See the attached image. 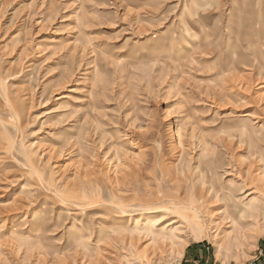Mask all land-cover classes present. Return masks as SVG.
<instances>
[{
  "label": "rangeland",
  "instance_id": "obj_1",
  "mask_svg": "<svg viewBox=\"0 0 264 264\" xmlns=\"http://www.w3.org/2000/svg\"><path fill=\"white\" fill-rule=\"evenodd\" d=\"M230 181L264 203V0H0V264H261Z\"/></svg>",
  "mask_w": 264,
  "mask_h": 264
},
{
  "label": "bare ground",
  "instance_id": "obj_2",
  "mask_svg": "<svg viewBox=\"0 0 264 264\" xmlns=\"http://www.w3.org/2000/svg\"><path fill=\"white\" fill-rule=\"evenodd\" d=\"M242 117L240 118V122H245V123H249L251 120V115H248V113H244L243 115H241ZM229 171H223V174ZM228 174V173H227ZM218 177L220 174H217ZM224 187V191L222 193V189H220V191H218L212 184L208 187V189L210 190V192H214V198H219L221 200H226V204H225V208L227 209V211H223L222 212V218H227L228 213L231 212V214L229 215L231 217L229 223H230V227H231V231L234 232V240H239L242 239L244 234L243 231L240 232H236L235 229H237L236 226V221L237 217L242 216L247 214L248 216H252L253 218L256 219H262V221L264 222V203H258L256 202L254 199L252 200L250 197L249 199H247L250 195H252V191H245L244 187L240 184H237V182H235V184L230 181L228 183L223 182L222 184ZM200 194V193H199ZM198 198H201L200 195L198 196ZM242 198V199H241ZM247 199L248 201L244 202L241 200ZM244 202V203H243ZM189 208L193 209L192 215H193V225L192 228L193 230L197 229L200 230L201 226H200V222H199V217H198V213H200V210L198 207L194 206L193 204L189 203ZM168 210H170V208L166 207ZM228 212V213H227ZM236 212V213H234ZM157 218L153 223L151 222L152 219H147L145 220V222L143 223V225L138 226L136 223L134 224L135 231L136 233L139 234H143L144 233H150L149 235V239L151 240V242L153 243V247L155 246H159L161 244H165V243H178L180 242V236H181V232H182V227L179 226H172V222L168 221H164L163 218ZM185 218H187V216H185ZM251 225V223H247L246 227ZM138 226V227H137ZM151 226H155L158 227V229L156 230L157 233H154V230L151 229ZM171 226V227H170ZM214 227H218V224L214 225ZM127 227H124V229H113L110 231H105L103 229L105 228H99V232L98 235L101 234L103 236L105 233H108L107 236L110 239V241H114V242H120L121 244H125V239L122 236L119 237H111L112 236V232L118 233L119 235H124V232H131V230H126ZM147 229V230H145ZM122 230V231H121ZM196 231V230H195ZM215 231V230H214ZM139 238V236H137ZM227 240H231L232 237L231 235L229 236L228 234L226 235ZM246 237V235H245ZM130 242H133L132 239L133 237L131 236L130 238ZM129 243V242H128ZM158 248V247H157ZM156 249V248H155ZM154 249V250H155ZM144 252H146V249H144ZM144 252H141L140 255L141 256L144 254Z\"/></svg>",
  "mask_w": 264,
  "mask_h": 264
},
{
  "label": "crops",
  "instance_id": "obj_3",
  "mask_svg": "<svg viewBox=\"0 0 264 264\" xmlns=\"http://www.w3.org/2000/svg\"><path fill=\"white\" fill-rule=\"evenodd\" d=\"M259 252H260V255H262V253H263V255H264V245H261L260 247H259ZM189 250H191L192 251V253L194 254V256H193V258L192 259H196L197 260V262H199V264H203L204 263V261L205 262H207V259H205V257H206V255H205V252L203 251V250H200L201 252L200 253H198V252H196V250H194L193 248H190ZM195 251V252H194ZM262 260L263 261H261L262 263L261 264H264V256L262 257ZM188 261V259H184V263H186ZM194 262H196V261H194Z\"/></svg>",
  "mask_w": 264,
  "mask_h": 264
}]
</instances>
